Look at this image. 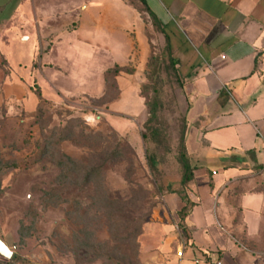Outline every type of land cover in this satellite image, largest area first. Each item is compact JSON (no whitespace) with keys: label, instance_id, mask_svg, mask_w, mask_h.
I'll use <instances>...</instances> for the list:
<instances>
[{"label":"rangeland","instance_id":"rangeland-1","mask_svg":"<svg viewBox=\"0 0 264 264\" xmlns=\"http://www.w3.org/2000/svg\"><path fill=\"white\" fill-rule=\"evenodd\" d=\"M42 14L44 49L78 27L68 13ZM147 24L151 54L159 62L147 64L136 76H131L132 63L126 74H116L110 55L92 45L87 60L53 63L38 58L34 66L42 68L46 83L30 67L39 45L16 46L9 60L14 73L32 84V91L40 90L44 101L39 105L37 96L34 100L26 91L12 92L0 103V239L14 252L10 259L0 254V264H179L189 234L168 195L185 197L189 187L182 185L180 162L189 100L186 81L173 67L165 41ZM23 49L28 58L19 60ZM52 73L59 85H52ZM119 76L135 78L142 93L157 103L158 145L141 136L146 106L135 116L119 108L120 102L139 98V92L121 94ZM38 105V114L29 116ZM72 119L77 120L75 133L62 135L59 128ZM55 127L54 154L43 156ZM153 152L156 168L149 161ZM63 154L79 162V170L66 178L61 174ZM87 165L103 167L88 191ZM206 167L223 171L219 163ZM247 175L253 189L263 178L257 172ZM62 186L64 192L51 190Z\"/></svg>","mask_w":264,"mask_h":264},{"label":"crops","instance_id":"crops-1","mask_svg":"<svg viewBox=\"0 0 264 264\" xmlns=\"http://www.w3.org/2000/svg\"><path fill=\"white\" fill-rule=\"evenodd\" d=\"M146 1L166 45L168 37L189 100L184 140L195 179L185 197L168 195L177 213L189 204L184 221L189 239L179 264H264V190L251 192L247 175L257 172L263 178L255 188L264 186V0ZM50 11L68 13L78 27L44 49L42 13ZM149 32L125 0H0V103L12 92L29 91L35 100L32 84L9 61L17 45L20 50L39 45L30 67L43 80L42 68L34 66L38 58L87 60L93 46L121 67L132 63L136 76L151 55ZM24 53L19 60L28 58L27 49ZM52 76V85H59ZM118 85L121 94L139 92L135 101L119 103L135 116L146 106L141 84L119 76ZM208 163H219L223 171L208 169Z\"/></svg>","mask_w":264,"mask_h":264},{"label":"trees","instance_id":"trees-1","mask_svg":"<svg viewBox=\"0 0 264 264\" xmlns=\"http://www.w3.org/2000/svg\"><path fill=\"white\" fill-rule=\"evenodd\" d=\"M125 2L127 4H129L130 6H132L133 8H135L143 17V19L145 20V22L151 23L152 26L158 31V32H163V29L161 27V23L158 19V17L156 16V14L151 10V8L149 7L148 3L146 0H125ZM167 40V51L168 54L170 55V61L173 65V67H176L177 65V60L174 59V57L171 56L170 54V47L168 44V37H166ZM158 63L159 62V58H156L153 54L150 55L148 63L149 66H152L153 63ZM2 68L5 72L6 75L9 74V68H8V63L7 60L3 58L2 60ZM115 68V72L116 74L121 73L123 71L126 70V67H121L118 64L114 65ZM177 68V67H176ZM178 70V68H177ZM33 86H31L32 88ZM34 91V90H33ZM35 95L38 98V103L39 105L41 104L42 101H44V97L41 93L40 90H36L34 91ZM141 95L142 97L145 99V104H146V108H147V112H148V117L146 119V122L144 124V130L141 132V136L143 138L144 141H150L155 143L156 145L159 144L160 142V135H161V129L159 127V112H158V105L156 102H151L149 100V98L142 93L141 91ZM158 97V94H157ZM37 107V109L35 111H31L29 113V116H36L38 114V110L40 111V107ZM74 122H77V120H71L70 122H68L67 126L63 127V128H59V131L62 135L64 136H69L70 134L75 133V128L73 124ZM58 130L57 127H55L54 129L51 130V136L47 137V143L46 146L49 149H45L44 152L42 153L43 156H50L51 154H54V149L56 147V142L54 140V135L55 132ZM181 152H180V162L182 165V169H183V173H182V185L185 187H188L195 179V175H194V170L195 167L191 164L190 159L188 158L187 154H186V148H185V140H184V133H183V137L181 139ZM88 155V154H87ZM64 157V161H62V170H61V174H63V176L68 177L72 174H75L79 168V162L78 159L76 157H73L71 155L68 154H63ZM88 158V156H87ZM156 155L155 152H153V155L150 156L149 161L150 164L153 168H156ZM2 159L0 158V164H2ZM103 172V167L100 165L97 168L95 167H90L87 165V183L85 185H87V191L92 189V180L94 175H97L98 173H102ZM52 191H58V193H60V191L64 192L65 191V186H62L57 189H51ZM264 190V186L261 187V189L259 188H254L251 190V192H259ZM87 199H88V195H87ZM76 203H79L78 201H76ZM189 205V204H188ZM188 205L185 206L181 211L178 212V215L181 219V222L183 224V230L186 232V226L184 224V221L186 219V216L189 213V209H188Z\"/></svg>","mask_w":264,"mask_h":264},{"label":"water","instance_id":"water-1","mask_svg":"<svg viewBox=\"0 0 264 264\" xmlns=\"http://www.w3.org/2000/svg\"><path fill=\"white\" fill-rule=\"evenodd\" d=\"M0 254L8 259L13 257L14 252L9 248V246L0 239Z\"/></svg>","mask_w":264,"mask_h":264},{"label":"built area","instance_id":"built-area-1","mask_svg":"<svg viewBox=\"0 0 264 264\" xmlns=\"http://www.w3.org/2000/svg\"><path fill=\"white\" fill-rule=\"evenodd\" d=\"M179 255L181 256V258L183 257V251L179 252Z\"/></svg>","mask_w":264,"mask_h":264}]
</instances>
